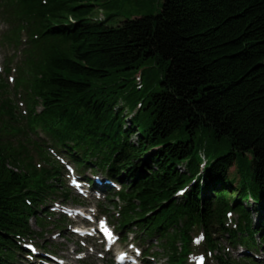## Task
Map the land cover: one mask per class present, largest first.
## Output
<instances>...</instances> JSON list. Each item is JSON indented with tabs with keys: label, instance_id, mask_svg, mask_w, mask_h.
Listing matches in <instances>:
<instances>
[{
	"label": "trees",
	"instance_id": "1",
	"mask_svg": "<svg viewBox=\"0 0 264 264\" xmlns=\"http://www.w3.org/2000/svg\"><path fill=\"white\" fill-rule=\"evenodd\" d=\"M6 3L16 18L38 12L42 23L27 79L31 116L108 153L126 174L120 197L138 208L136 222L164 231L182 210L209 222L232 206L248 219L251 240L264 239V0H163L156 14L115 27L78 0ZM152 68L157 76L147 75ZM75 104L84 106L82 117ZM36 106L42 112L33 115ZM200 150L215 161L179 201L175 189L198 171ZM234 164L239 179L229 176ZM34 179L15 148L0 143V262L23 219L21 188L35 189ZM247 190L257 201L256 224L243 204Z\"/></svg>",
	"mask_w": 264,
	"mask_h": 264
},
{
	"label": "rangeland",
	"instance_id": "2",
	"mask_svg": "<svg viewBox=\"0 0 264 264\" xmlns=\"http://www.w3.org/2000/svg\"><path fill=\"white\" fill-rule=\"evenodd\" d=\"M78 2L93 5L92 15L99 20H104L105 25L115 27L126 19L156 14L161 10L163 0H78ZM149 74L157 76L158 72L152 68L147 71V75ZM137 109L135 108V111ZM124 111L127 116H130L131 112L127 108H124ZM228 173L231 178L239 179L235 164L229 168Z\"/></svg>",
	"mask_w": 264,
	"mask_h": 264
},
{
	"label": "snow or ice",
	"instance_id": "3",
	"mask_svg": "<svg viewBox=\"0 0 264 264\" xmlns=\"http://www.w3.org/2000/svg\"><path fill=\"white\" fill-rule=\"evenodd\" d=\"M29 247H32L31 245H29Z\"/></svg>",
	"mask_w": 264,
	"mask_h": 264
}]
</instances>
